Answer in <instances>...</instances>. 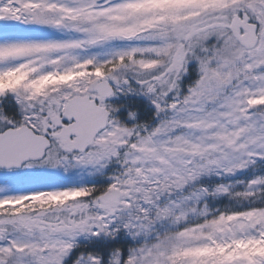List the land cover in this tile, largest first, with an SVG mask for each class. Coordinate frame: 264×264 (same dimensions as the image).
Returning a JSON list of instances; mask_svg holds the SVG:
<instances>
[{"label":"snow or ice","instance_id":"obj_1","mask_svg":"<svg viewBox=\"0 0 264 264\" xmlns=\"http://www.w3.org/2000/svg\"><path fill=\"white\" fill-rule=\"evenodd\" d=\"M0 264H264V0H0Z\"/></svg>","mask_w":264,"mask_h":264}]
</instances>
